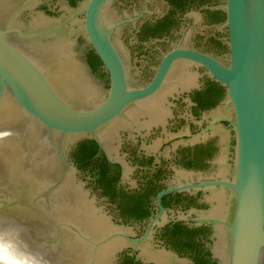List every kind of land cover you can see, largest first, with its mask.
Segmentation results:
<instances>
[{
  "label": "clouds",
  "instance_id": "clouds-1",
  "mask_svg": "<svg viewBox=\"0 0 264 264\" xmlns=\"http://www.w3.org/2000/svg\"><path fill=\"white\" fill-rule=\"evenodd\" d=\"M0 264H45V262L35 257L28 258L25 255L22 258L20 255L11 254L5 245L0 244Z\"/></svg>",
  "mask_w": 264,
  "mask_h": 264
}]
</instances>
